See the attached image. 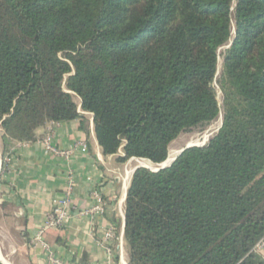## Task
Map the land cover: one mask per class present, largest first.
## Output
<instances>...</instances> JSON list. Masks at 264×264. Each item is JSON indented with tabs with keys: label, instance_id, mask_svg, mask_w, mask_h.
<instances>
[{
	"label": "trees",
	"instance_id": "obj_1",
	"mask_svg": "<svg viewBox=\"0 0 264 264\" xmlns=\"http://www.w3.org/2000/svg\"><path fill=\"white\" fill-rule=\"evenodd\" d=\"M85 115L118 164H160L222 116L133 171L126 264H264V0H0L2 156Z\"/></svg>",
	"mask_w": 264,
	"mask_h": 264
},
{
	"label": "crops",
	"instance_id": "obj_2",
	"mask_svg": "<svg viewBox=\"0 0 264 264\" xmlns=\"http://www.w3.org/2000/svg\"><path fill=\"white\" fill-rule=\"evenodd\" d=\"M85 116L87 132L80 130L78 120L47 124L37 130L35 142L16 143L4 156L0 130L1 264H47L48 250L65 264H126L123 203L130 177L126 181L123 175L137 159L118 164L120 152L104 156L93 133L92 116ZM46 134H50L55 148L67 149L82 142L86 151L77 149L67 160L51 156L42 143ZM68 173L73 176L71 201L76 212L95 203L91 193L96 190L103 200L104 213L78 216L75 212L60 228L43 231L40 240L35 241L54 201L63 194ZM109 225L122 235L110 259L101 245ZM261 253L264 257V251Z\"/></svg>",
	"mask_w": 264,
	"mask_h": 264
},
{
	"label": "built area",
	"instance_id": "obj_3",
	"mask_svg": "<svg viewBox=\"0 0 264 264\" xmlns=\"http://www.w3.org/2000/svg\"><path fill=\"white\" fill-rule=\"evenodd\" d=\"M55 123L57 122H51L49 124L53 125ZM42 143L44 145L45 151L49 153L51 156L61 157L66 160L69 159L73 154V152L77 149H81L84 152L86 151V144L82 142L75 144L72 147H68L67 149L55 148L50 143V134L45 135V137L42 140ZM73 186H74L73 176L70 173H68L66 177V186L63 191V194L59 199L54 201L53 210L51 214L48 216L42 231L34 239L35 241L40 240V236L43 231L60 228L65 223V221L69 219L71 216H73V213L76 212V209L75 207H73L71 201V193L73 191ZM91 196L94 199L95 203L90 207L77 211L76 215L100 216L104 213V203L98 192L96 190L92 191ZM121 242H122V235L119 233V231H117L114 225H109L105 230L101 240V245L108 259H110L112 255L113 246L114 249H117L120 246L119 244H121ZM256 250L260 252L264 251V238L258 242V244L256 245ZM47 264H65V263H62L58 258L55 257L53 252L48 250Z\"/></svg>",
	"mask_w": 264,
	"mask_h": 264
},
{
	"label": "rangeland",
	"instance_id": "obj_4",
	"mask_svg": "<svg viewBox=\"0 0 264 264\" xmlns=\"http://www.w3.org/2000/svg\"><path fill=\"white\" fill-rule=\"evenodd\" d=\"M226 48H227V46L223 47L218 52L217 72H216L215 82L213 84L214 89L216 91V98H217L219 105H221V103H222V94L219 90V87L217 85L216 80H218L220 73H221V69H222L221 53ZM74 100L76 103H78V100L76 98H74ZM220 126H221V116H219L215 121H213L211 124H209L208 126H206L203 129H195L191 132L181 134L175 141H173L171 143L170 149H169V155L174 154V157H175L182 149H184L188 145H204V144H206L207 141L209 140V138L212 137L218 131ZM142 166L147 167L151 170H155L156 168H158V165H156V164H152L146 160L137 159L135 161H132L128 165V167H126L127 174H126V176H125V174L123 175V179L127 181L131 175L132 170H134L135 168H138V167H142ZM124 262L126 263V261H124Z\"/></svg>",
	"mask_w": 264,
	"mask_h": 264
},
{
	"label": "water",
	"instance_id": "obj_5",
	"mask_svg": "<svg viewBox=\"0 0 264 264\" xmlns=\"http://www.w3.org/2000/svg\"><path fill=\"white\" fill-rule=\"evenodd\" d=\"M221 123H222V116H221ZM199 147V146H203V145H188V146H186L184 149H182L170 162H169V164L167 163L168 161H167V159L164 161V162H162V163H160V164H156V165H158V168H156L155 170H152V171H154V172H156V171H159V170H161V169H164V168H166V167H168V166H170V164L184 151V150H186V149H188V148H191V147ZM139 168V167H138ZM142 168H147V167H144V166H142ZM147 169H149V168H147ZM149 170H151V169H149Z\"/></svg>",
	"mask_w": 264,
	"mask_h": 264
},
{
	"label": "bare ground",
	"instance_id": "obj_6",
	"mask_svg": "<svg viewBox=\"0 0 264 264\" xmlns=\"http://www.w3.org/2000/svg\"><path fill=\"white\" fill-rule=\"evenodd\" d=\"M174 158V154H170L167 159V163H169Z\"/></svg>",
	"mask_w": 264,
	"mask_h": 264
}]
</instances>
